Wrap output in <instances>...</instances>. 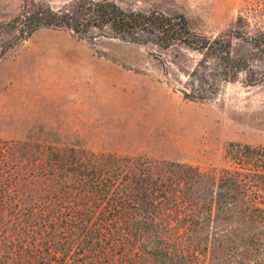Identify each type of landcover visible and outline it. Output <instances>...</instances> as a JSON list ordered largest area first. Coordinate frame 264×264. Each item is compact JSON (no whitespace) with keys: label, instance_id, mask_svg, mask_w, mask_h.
I'll return each instance as SVG.
<instances>
[{"label":"trees","instance_id":"trees-1","mask_svg":"<svg viewBox=\"0 0 264 264\" xmlns=\"http://www.w3.org/2000/svg\"><path fill=\"white\" fill-rule=\"evenodd\" d=\"M12 44L41 28L171 51L186 99L223 82L264 83V5L250 1L218 35L184 14L126 10L111 0L56 9L24 0ZM7 46L3 47V53ZM185 50L196 53L193 66ZM159 56H162L159 54ZM227 164L0 139V264H259L264 261V148L231 143Z\"/></svg>","mask_w":264,"mask_h":264},{"label":"rangeland","instance_id":"rangeland-1","mask_svg":"<svg viewBox=\"0 0 264 264\" xmlns=\"http://www.w3.org/2000/svg\"><path fill=\"white\" fill-rule=\"evenodd\" d=\"M59 9L71 0H36ZM126 10L186 15L194 29H230L250 1L111 0ZM24 0H0V139L102 153L147 155L203 170L227 164L231 143L264 148V83L223 82L215 96L186 99L173 52L122 39L92 43L70 30L19 34L8 23ZM186 64L198 55L185 50ZM161 54L162 56H159ZM259 264H264V261Z\"/></svg>","mask_w":264,"mask_h":264}]
</instances>
